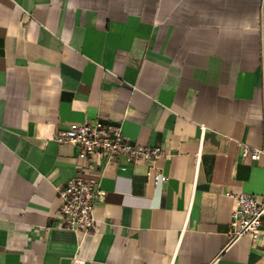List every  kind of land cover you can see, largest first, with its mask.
I'll list each match as a JSON object with an SVG mask.
<instances>
[{
	"label": "crops",
	"instance_id": "crops-1",
	"mask_svg": "<svg viewBox=\"0 0 264 264\" xmlns=\"http://www.w3.org/2000/svg\"><path fill=\"white\" fill-rule=\"evenodd\" d=\"M95 120L162 146L168 180L108 164L81 235L57 187L105 159L55 137ZM245 145L264 148V0H0V264H264L229 236L228 193L264 195Z\"/></svg>",
	"mask_w": 264,
	"mask_h": 264
},
{
	"label": "built area",
	"instance_id": "built-area-1",
	"mask_svg": "<svg viewBox=\"0 0 264 264\" xmlns=\"http://www.w3.org/2000/svg\"><path fill=\"white\" fill-rule=\"evenodd\" d=\"M121 125L95 120L84 124L73 123L70 127L58 132L55 140L59 144H71L79 149L78 159L87 162L101 155L105 165L92 168L90 176L78 174L66 184L57 187L60 199L61 217L58 226L81 235L90 234L96 229L95 211L104 192L101 189V179L105 167L112 162H119L125 157L130 164L139 161H151L147 175L156 185L168 180L157 161L165 155L162 146H146L135 144L125 136ZM243 157L253 161L264 160V148H253L245 145ZM82 167V166H81ZM126 167H123V169ZM236 201V207L231 214L230 242L243 236H250L254 243H260L264 252V195L258 197L246 192L228 193Z\"/></svg>",
	"mask_w": 264,
	"mask_h": 264
}]
</instances>
